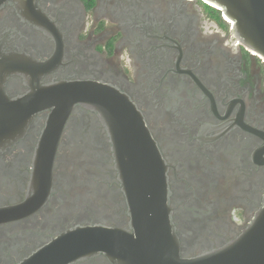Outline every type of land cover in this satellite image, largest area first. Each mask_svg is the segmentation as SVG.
Masks as SVG:
<instances>
[{
	"label": "flooded vegetation",
	"instance_id": "af4514ba",
	"mask_svg": "<svg viewBox=\"0 0 264 264\" xmlns=\"http://www.w3.org/2000/svg\"><path fill=\"white\" fill-rule=\"evenodd\" d=\"M76 81L114 87L141 113L167 166L183 256L240 234L264 197V60L220 10L202 0H0V138L7 106L16 112L37 87ZM47 116L37 110L23 135L0 143V208L25 200ZM129 221L106 129L76 105L48 200L0 224V264L76 226L130 232ZM71 264L111 263L98 254Z\"/></svg>",
	"mask_w": 264,
	"mask_h": 264
},
{
	"label": "water",
	"instance_id": "95a60500",
	"mask_svg": "<svg viewBox=\"0 0 264 264\" xmlns=\"http://www.w3.org/2000/svg\"><path fill=\"white\" fill-rule=\"evenodd\" d=\"M202 1L220 10L232 22L239 42L264 60V0ZM76 105L97 113L106 129L127 203L130 232L102 225L76 226L18 264H71L98 254H104L111 264H264V197L238 236L219 247L182 255L169 207L167 166L156 142L128 96L101 83H52L20 97L16 112L7 106L2 115V148L12 140L8 138L11 134L15 140L23 135L37 110L46 109L48 116L34 153L27 196L17 205L0 208V224L28 216L48 200L60 135ZM14 116H18V127L12 128Z\"/></svg>",
	"mask_w": 264,
	"mask_h": 264
}]
</instances>
